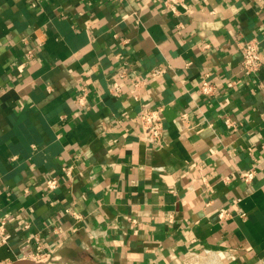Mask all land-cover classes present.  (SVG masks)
<instances>
[{
  "label": "crops",
  "instance_id": "1",
  "mask_svg": "<svg viewBox=\"0 0 264 264\" xmlns=\"http://www.w3.org/2000/svg\"><path fill=\"white\" fill-rule=\"evenodd\" d=\"M251 38L264 53V0H0V264H264ZM156 107L162 147L141 137Z\"/></svg>",
  "mask_w": 264,
  "mask_h": 264
},
{
  "label": "built area",
  "instance_id": "2",
  "mask_svg": "<svg viewBox=\"0 0 264 264\" xmlns=\"http://www.w3.org/2000/svg\"><path fill=\"white\" fill-rule=\"evenodd\" d=\"M118 2H124L126 0H116ZM242 53V69L246 74H252L260 70L264 62V53L260 50L259 41L256 38L247 39L240 44ZM164 72L163 68L152 69L151 74L154 76L160 75ZM140 80L137 78L134 84L138 85ZM231 84V83H230ZM215 86L211 83L208 77H203L200 85V91L204 95H212L215 93ZM120 86L118 83H114L112 92L118 93ZM87 91L86 88H82V92L78 96L77 100L80 104H86ZM140 121L142 125L141 137L156 147H162L165 142L163 115L160 108H145L140 114ZM227 124H231V121L227 118ZM264 148V145H263ZM256 175V169L254 167L240 171L239 177L246 182L251 181ZM61 184L60 177L58 175H49L45 179V189L48 193H52ZM69 210V209H67ZM231 215L229 209L223 207L219 210V217L226 219ZM8 217L3 216L0 218V243L6 240V224ZM26 227L28 224L25 225Z\"/></svg>",
  "mask_w": 264,
  "mask_h": 264
},
{
  "label": "water",
  "instance_id": "3",
  "mask_svg": "<svg viewBox=\"0 0 264 264\" xmlns=\"http://www.w3.org/2000/svg\"><path fill=\"white\" fill-rule=\"evenodd\" d=\"M9 264H45L42 261H36L32 259H17Z\"/></svg>",
  "mask_w": 264,
  "mask_h": 264
},
{
  "label": "rangeland",
  "instance_id": "4",
  "mask_svg": "<svg viewBox=\"0 0 264 264\" xmlns=\"http://www.w3.org/2000/svg\"><path fill=\"white\" fill-rule=\"evenodd\" d=\"M37 261V260H36Z\"/></svg>",
  "mask_w": 264,
  "mask_h": 264
}]
</instances>
